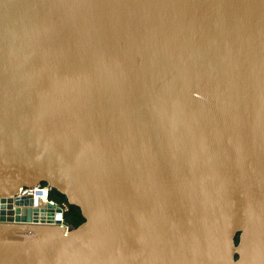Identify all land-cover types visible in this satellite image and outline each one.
Here are the masks:
<instances>
[{"label":"water","instance_id":"95a60500","mask_svg":"<svg viewBox=\"0 0 264 264\" xmlns=\"http://www.w3.org/2000/svg\"><path fill=\"white\" fill-rule=\"evenodd\" d=\"M0 264H264V0H0Z\"/></svg>","mask_w":264,"mask_h":264},{"label":"built area","instance_id":"2783aa9c","mask_svg":"<svg viewBox=\"0 0 264 264\" xmlns=\"http://www.w3.org/2000/svg\"><path fill=\"white\" fill-rule=\"evenodd\" d=\"M51 191V187L48 184H37L31 188H24L20 190L19 196L32 195L34 198H41L45 203H50L54 206V219L56 215L59 214L61 216V223L58 225L64 227L65 229H70L71 227L64 221V213L68 209L66 203L61 202L58 203L49 198L48 193ZM37 193H39L37 195Z\"/></svg>","mask_w":264,"mask_h":264},{"label":"trees","instance_id":"16d2710c","mask_svg":"<svg viewBox=\"0 0 264 264\" xmlns=\"http://www.w3.org/2000/svg\"><path fill=\"white\" fill-rule=\"evenodd\" d=\"M42 184H45V183H42ZM48 196L50 199L58 203H61V202L66 203L68 209L65 211L63 218H64V221L71 228H74L83 222L84 218L82 217L80 209L78 207H75L74 205L68 204L67 199L63 194L57 193V190L52 188L51 191L48 193ZM237 241H238V237L235 238L236 243Z\"/></svg>","mask_w":264,"mask_h":264},{"label":"bare ground","instance_id":"6f19581e","mask_svg":"<svg viewBox=\"0 0 264 264\" xmlns=\"http://www.w3.org/2000/svg\"><path fill=\"white\" fill-rule=\"evenodd\" d=\"M39 198V197H38ZM41 199V198H40ZM42 200V199H41ZM43 201V200H42ZM44 202V201H43ZM45 203V202H44Z\"/></svg>","mask_w":264,"mask_h":264}]
</instances>
